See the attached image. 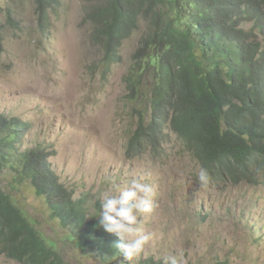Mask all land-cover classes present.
Instances as JSON below:
<instances>
[{
    "label": "trees",
    "instance_id": "1",
    "mask_svg": "<svg viewBox=\"0 0 264 264\" xmlns=\"http://www.w3.org/2000/svg\"><path fill=\"white\" fill-rule=\"evenodd\" d=\"M30 1L44 34L62 4L0 2V13L6 16L4 21L0 15V56L6 27H20L21 7ZM86 2L83 20L104 52L93 64L99 71L107 74L124 63V42L135 35L138 39L123 76L124 102L137 125L130 154L161 153L173 135L209 173L224 171L233 179L241 173L251 177L256 167L264 169V0ZM247 21L253 23L249 31L243 27ZM28 129L21 118L0 113V170L13 169L27 188L32 186L75 245L115 263L123 252L115 247L118 237L99 226L101 204L98 214H89L84 198L76 199L60 181L51 162L56 154L47 146L20 151ZM56 245L18 198L0 188V252L24 264H69Z\"/></svg>",
    "mask_w": 264,
    "mask_h": 264
},
{
    "label": "rangeland",
    "instance_id": "2",
    "mask_svg": "<svg viewBox=\"0 0 264 264\" xmlns=\"http://www.w3.org/2000/svg\"><path fill=\"white\" fill-rule=\"evenodd\" d=\"M86 4L62 0L44 34L33 2H26L20 27L5 29L0 113L29 123L20 151L37 145L53 151L51 162L60 181L76 199L84 198L90 215L98 214L103 193L118 195L134 179L153 185L154 211L138 217L152 241L140 258L130 262L123 254L113 264H163L168 255L182 256L184 264H264V170L256 167L253 177L240 174L231 180L227 172L214 170L208 187L201 188L196 172L202 166L173 135L165 153L130 154L137 125L124 102L123 76L138 39L135 35L124 42V63L107 74L99 71L93 64L104 52L94 44L92 26L83 20ZM252 25L243 23L246 31ZM16 176L13 169L2 168L0 188L18 198L36 227L57 243L66 262L109 264L97 252L75 245L68 230L51 217L44 198ZM0 264L24 263L0 252Z\"/></svg>",
    "mask_w": 264,
    "mask_h": 264
},
{
    "label": "clouds",
    "instance_id": "3",
    "mask_svg": "<svg viewBox=\"0 0 264 264\" xmlns=\"http://www.w3.org/2000/svg\"><path fill=\"white\" fill-rule=\"evenodd\" d=\"M179 143L181 142L179 141ZM172 144L173 142L166 146L161 153H165ZM181 144L184 148V143ZM174 145L178 146V144ZM187 152L193 160H197L193 157L192 152ZM146 153L152 154L153 152L148 150ZM158 157L157 155L155 156V158ZM197 161L200 164V161ZM211 175L212 174H210L206 168L201 167L198 169L196 172V181H198L201 188L208 187L213 180L211 179ZM224 175L231 180V176L228 172ZM239 175L240 174H238L237 177ZM245 176H247V174H244V177ZM214 180L216 181L217 179L214 178ZM118 191V195L106 192L100 196L101 211L98 216L99 226H102L108 233L118 237V243L115 247L121 250L126 259L131 262L133 259L140 258L145 253L146 246H148L153 239L151 233L145 232L141 226L142 222L138 220V217L144 214H150L154 211L156 190L150 183H144L134 179L130 185ZM162 260L163 264H184L182 256L168 255L164 256Z\"/></svg>",
    "mask_w": 264,
    "mask_h": 264
}]
</instances>
